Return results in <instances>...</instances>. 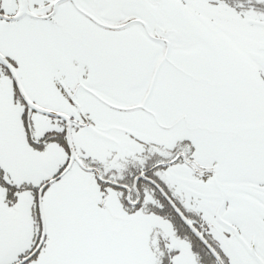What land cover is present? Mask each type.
I'll use <instances>...</instances> for the list:
<instances>
[{
    "label": "snow or ice",
    "instance_id": "obj_1",
    "mask_svg": "<svg viewBox=\"0 0 264 264\" xmlns=\"http://www.w3.org/2000/svg\"><path fill=\"white\" fill-rule=\"evenodd\" d=\"M0 264H264V0H0Z\"/></svg>",
    "mask_w": 264,
    "mask_h": 264
}]
</instances>
